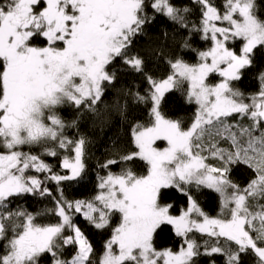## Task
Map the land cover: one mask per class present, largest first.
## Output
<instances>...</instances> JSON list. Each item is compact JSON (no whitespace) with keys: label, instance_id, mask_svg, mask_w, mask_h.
<instances>
[{"label":"snow or ice","instance_id":"1","mask_svg":"<svg viewBox=\"0 0 264 264\" xmlns=\"http://www.w3.org/2000/svg\"><path fill=\"white\" fill-rule=\"evenodd\" d=\"M258 8L256 0H192L191 6L174 0H0V264H45L49 257L51 264H217V257L224 264H264V72L257 93L232 83L264 48ZM158 14L188 30L180 46L199 58L192 64L173 54L172 74L161 80L131 52L133 37L145 34ZM193 15L201 17L199 25ZM193 33L212 46L193 48ZM237 40L243 42L239 52L230 46ZM117 58L148 81V94L133 99L149 106L150 119L136 124L133 150L99 164L108 169L98 176L99 193L70 200L63 182L83 178L87 141L68 136L79 120H65L60 109L70 104L81 115L99 116L96 105L116 81L109 66L115 68ZM213 73L220 82L209 81ZM184 82L188 102L198 106L188 125L162 109L165 94ZM117 107L123 115L127 106ZM158 140L167 147L155 146ZM61 149L74 153L63 155V174L43 158L58 157ZM134 162H143L147 174L131 167L111 171ZM245 169L252 176L241 185L234 175ZM170 190L183 196L182 206L168 202ZM204 190L216 194L218 215L203 207ZM25 195L47 196L54 206L29 212L14 199ZM49 212L56 223L37 222ZM81 212L96 229L112 227L96 259L74 220ZM164 226L181 238L179 251L156 248ZM195 234L207 239L200 243Z\"/></svg>","mask_w":264,"mask_h":264},{"label":"trees","instance_id":"2","mask_svg":"<svg viewBox=\"0 0 264 264\" xmlns=\"http://www.w3.org/2000/svg\"><path fill=\"white\" fill-rule=\"evenodd\" d=\"M177 5L191 6L192 0H174ZM217 5L222 3V0H215ZM258 15L264 19V0H256ZM193 21L199 25L201 17L193 15ZM146 33L139 34L133 37V45L131 52L133 55L139 54L146 61L148 74L152 75L156 80L166 79L172 74V69L168 61L172 55L183 57L188 63H198L199 58L195 52L183 49L180 45L183 39L188 36V30L181 28L179 25L170 21L167 17L157 15L156 19L149 25H146ZM167 33V35H165ZM38 45L43 46L44 41L41 38L37 41ZM190 43L193 48L201 51L207 50L212 46L210 41L202 40L200 33L191 35ZM230 46L237 52L243 46L242 41L230 42ZM164 49V52L161 51ZM165 52L167 55H165ZM115 68L111 65L110 69L116 72V81L108 85L101 100L102 103L96 105L101 109L100 115L96 116L89 112L80 114V110L72 105H66L60 109V115L65 120L78 119L79 125L77 128L68 130V136L72 139H77L80 136L86 138L84 164L85 171L82 179L63 182L65 196L70 200H91L95 197L100 189L98 188V176L107 174L108 169H102L99 164L109 158L122 155L134 149L133 130L137 123H147L149 121V106L136 102L133 97L136 93L141 95L148 94L150 85L145 76L132 70L125 65L122 60L117 58L114 61ZM264 72V48L258 47L255 50L253 57V66L243 70L242 78L232 82L233 85L240 89L245 94L251 95L257 93L260 89L259 74ZM222 77L213 73L209 76V81L218 83ZM188 83L184 82L179 88H174L165 94L162 109L170 118L181 119L186 125L190 124L195 116L197 105L189 103L187 99ZM105 105L108 107L105 109ZM118 105H126V111L121 115ZM157 147L165 148L167 143L163 140L156 142ZM27 151L25 147L23 149ZM39 154V153H36ZM74 155L72 152L65 153L60 150L58 157L44 156L43 158L51 165L55 171L63 174L66 170L61 167L63 155ZM125 167H131L139 175L147 174V166L143 162H134L129 165L116 164L111 166V171L119 174ZM43 179V173H32ZM252 176L248 170H242L234 175L241 185L247 183ZM48 186L54 187V183L49 181ZM171 197L169 203L174 206H182L184 198L175 190H170ZM55 194V193H54ZM16 205L25 208L32 213H39L43 209H51L54 202L47 196L25 195L14 198ZM200 200L209 213L215 216L219 214V202L216 194L210 190H204L200 194ZM58 217H55L51 212L46 215H38L37 222L42 224L56 223ZM115 219V218H114ZM74 220L81 228L94 249L93 259L98 258L104 251L105 244L112 237V227L105 229H96L89 221H87L83 212L75 213ZM197 240L203 243L207 237L200 234H195ZM0 243H3L0 241ZM182 240L176 236L171 226H164L155 237V246L159 250L171 249L174 252L179 251ZM71 251V249H68ZM75 253L73 252L72 255ZM207 259V258H206ZM217 259V264H224L223 260ZM45 264H51V257L45 260Z\"/></svg>","mask_w":264,"mask_h":264},{"label":"rangeland","instance_id":"3","mask_svg":"<svg viewBox=\"0 0 264 264\" xmlns=\"http://www.w3.org/2000/svg\"><path fill=\"white\" fill-rule=\"evenodd\" d=\"M157 142V141H156ZM166 142V141H165ZM167 143V142H166Z\"/></svg>","mask_w":264,"mask_h":264}]
</instances>
